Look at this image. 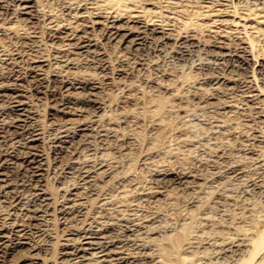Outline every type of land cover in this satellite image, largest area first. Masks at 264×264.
<instances>
[{
  "label": "bare ground",
  "instance_id": "obj_1",
  "mask_svg": "<svg viewBox=\"0 0 264 264\" xmlns=\"http://www.w3.org/2000/svg\"><path fill=\"white\" fill-rule=\"evenodd\" d=\"M95 1L93 2L95 3ZM106 1L112 4L111 8H117L112 11H103L100 10L101 8L90 5L93 3L91 0L58 1L61 2L64 12L69 17L66 24H61L51 19L48 20L46 14H43L39 9L38 0H0V37H6V30L10 27L8 25L10 19L7 20L9 15L14 17V23L18 21L24 26L46 19L48 23H45L49 25L47 27L49 32L45 36V41L54 54H57V60L54 63L59 66L51 71L50 59L44 58L38 53L29 52L33 50V46H30L26 41H29L31 36L28 33L29 36L22 37L25 43L20 46L22 50H19V46L7 51L0 49V67L4 71L0 75V103H5V106L0 108V206L3 207L0 211V264H5L8 260H11L12 264H33L35 258L40 259L36 262L37 264H185L191 260V254L197 252L196 249L199 248L201 242L195 238L186 237L179 230L173 234V230L158 228L157 216L139 214L142 211L140 208L129 207L130 204L126 205L124 200H122L123 203L121 201L114 202L115 200H112V196H109L111 194L107 193V190L98 194L97 181L103 182L106 177L112 174L111 164H107L108 162L106 163L104 159L99 160L97 157L96 159L92 157L79 159L80 140L79 142L75 141L78 136L84 137L83 139L86 140L89 133L96 129L98 122L93 118H97L98 113L104 109V103L97 97L99 86L93 79H76V77L74 79L68 75L69 71L80 62L83 64L94 62V66L100 70L102 75L112 74L118 79L120 75H127L129 70L113 67L108 62L109 59L107 60L105 57L104 51H101V45L108 42L121 49L137 51L145 46L150 39L152 41L156 39L162 45L171 40L173 32L171 33L172 29L166 28L168 22L166 25L163 22H156L155 19L158 15L155 16V14L156 18L153 19L154 16L149 13L153 12L152 14H154L161 7H169L184 20L189 21L193 18L203 20L198 25L203 28L204 32L206 31V35L213 38L210 43L204 42L197 36L196 26L193 27V23V26L191 24V27L184 29L183 34L179 33L181 35H178L177 46L174 47L176 53L181 56L201 47L206 48L211 54L212 61L204 64L216 73L208 78L209 92L201 95L196 92L194 97L197 98V102L199 100L212 104L215 100L217 102L220 89H239L242 92V94L239 93L242 96H239L242 97L244 105H247L242 106L245 110L249 109L252 112L250 119L257 124L264 122V19H259L264 18V0ZM230 2H235L233 14L228 9ZM148 5L153 9H158H149ZM188 7L198 10L189 12ZM216 7H220V9H216ZM165 8L163 9L165 10ZM204 9H208V11ZM188 21H183L184 25ZM235 26H241L243 29H238ZM246 28H250L251 32L242 31ZM94 33L98 34V38L94 37ZM241 33H248L253 41L258 39L262 42L259 46V48L261 47L258 50L259 54L251 53L246 45L247 42L241 37ZM16 36L12 37L16 40ZM257 44L253 42L252 50ZM89 56L92 57L91 60ZM200 60L202 59L200 58ZM100 72L98 73L100 74ZM99 82L101 81L99 80ZM28 92L33 96L36 95L37 99H41L39 96L41 94L46 96L49 101L46 119L60 117L61 120L66 121L64 126L57 129L54 136L48 138V141L46 140L48 142L47 151L44 146L45 130L43 129L45 128L38 124V115L33 108L28 107L29 102L25 99L29 98ZM229 92L228 94H230ZM190 97L192 98L193 95ZM224 101L226 102L221 103V108L227 110L230 108L231 110L234 104H230L227 102L228 100ZM241 110L243 111V109ZM98 131L103 132L104 129ZM107 133L101 134L107 135ZM252 137L253 140L260 141V134H255ZM245 143L248 144L249 141L248 143L245 141ZM261 145L263 144L261 143ZM250 150V153L256 154L254 149ZM233 165L236 164H231V166ZM242 167L233 166L230 169L232 172L241 174L243 173ZM72 173L76 174L77 181L70 187L67 186L68 188L65 190L60 186L63 189V198L58 201L50 198L48 196L50 193L47 192L45 185V177L53 174L56 176L55 179L59 180L58 178ZM153 176L164 185L171 183L186 185L189 179L194 177L188 171H175L165 166L156 169ZM253 182L255 183V181ZM258 189L260 190V188ZM160 193V189L155 192V194ZM91 200L93 203L97 201L99 204L95 207L97 209L109 207L111 216L100 215L99 211L94 208L93 211H90L96 205L95 203L93 206L91 204L92 207L89 206L88 202L92 203ZM118 200L121 199L118 198ZM125 210H132L135 217L132 219L123 218L122 212ZM54 219L60 225L61 234L60 236L56 235L60 239L54 242V245H59V249L55 259L51 260V256L48 257L49 255L45 254L51 251L49 247L53 242V236L47 232L45 226ZM254 230L248 234L249 237L251 236L249 239L252 241L254 239L252 258L264 248V231L261 232L262 230L257 229L254 233ZM141 235H145L144 240L147 239L148 242L146 240L145 243H142L137 238L138 236L140 238ZM256 236L258 238L255 240ZM236 238L212 243L216 259L234 257V259H238L239 264L245 261V257L251 251L249 243L247 239L240 241ZM165 239L170 241L172 239V246L173 244L178 245L174 249L177 253L174 257L165 252V247H163L165 249L162 248L161 245ZM42 254L43 256L39 257ZM87 255H91L93 258H87ZM87 259L90 260L86 261ZM91 260L94 263H91ZM246 264H250V261Z\"/></svg>",
  "mask_w": 264,
  "mask_h": 264
},
{
  "label": "rangeland",
  "instance_id": "obj_2",
  "mask_svg": "<svg viewBox=\"0 0 264 264\" xmlns=\"http://www.w3.org/2000/svg\"><path fill=\"white\" fill-rule=\"evenodd\" d=\"M54 1L38 0L39 9L43 14H46L48 20L51 19L56 23L66 24L69 21V17L64 12L61 2H58L60 0ZM91 1L93 2L94 0ZM105 1L96 0L95 3L93 2L90 5L99 9L101 8L100 10L103 11H112V9L115 10L117 8H111L110 5L112 4H109L107 1L106 4ZM229 5L228 9L233 14L235 2H230ZM147 7L153 9L150 5ZM163 8H154L153 10L158 9L157 12L149 14L153 16L155 14V16L158 15L157 18L150 16L153 19L156 18V22H163L164 25L168 22L166 28L168 30L172 29V39L165 42L166 44L163 43L162 45L156 39H153V41L150 39L145 45L146 47L143 46L137 51L121 49L115 44L108 42L101 45V51H104L105 57L107 60L109 59L108 62L113 67L125 68L130 73L128 72L125 76L120 75L119 79L111 73L112 76L109 74L102 75L100 70L94 66V62L92 64L80 62L74 69L72 68L69 71L68 75L74 79L75 77L76 79H93L99 86V95L97 94V97L104 103V109L98 113L97 118H93L97 119L98 122L94 130L95 132H90L86 140L80 136L75 138V141L79 142L80 140L81 145H79V159L91 157L96 159L97 157V159H104L106 163L108 162L107 164L114 166L110 165L112 167V174L109 177H106L103 182L97 181L96 189L98 194L107 190V193L110 192L111 195L109 196H112V200H115L114 202L121 201L123 203L122 200H124V203H127L126 205L130 204L129 207L140 208L142 211L139 214H153L157 216L159 220L157 222L158 228L173 230V234L179 230L186 237L195 238V240L201 242L200 249L197 248V252L195 250L196 253H194L195 255L191 254V260L185 264H239L238 259L236 260L234 257L216 259L214 254V243L227 241L236 237L240 241L241 239H247L249 250L253 251H249L247 257L244 259L245 261L241 264H246L248 261H250V264H264V248L258 251L254 255V258H252V254H254V239L252 241V239H249L251 236L249 237L248 235L254 229V233H256L257 229L262 230L261 232L264 231V122L257 124V122L250 119L252 118V112L249 109H244L243 106L247 105H244V101L240 97L242 96V92L239 89H220L221 92L218 94L219 98L217 102L215 100L212 104L200 102L199 100L197 102L194 94L198 92L201 95L209 92L208 78L216 74L212 69L204 65L208 61H212L211 54L206 48L201 47L185 56H181L176 53L174 47L176 48L177 46L176 39L184 33L187 27H191V24L193 26V23V27L196 26V34L201 40L210 43L213 38L206 35V31L204 32L203 28L198 25L203 20L196 18L189 21L184 20L182 16H177L174 10H171L169 7H166L165 10ZM188 9L189 12L198 10L194 7H188ZM216 9H220V7H216ZM159 10L163 11L159 12ZM206 10L208 11V9ZM11 16L9 15L7 19H10L8 24L10 27L6 25L9 27L6 30V37H0L1 51L13 50L18 48V46L19 50H22L20 46L25 44L22 37L24 36L25 38L31 35V39L29 37V41L26 40L30 46H33V50L29 52H32V54L38 53V55L50 59L52 64L51 71L59 67L54 63L57 60V54H54L45 41V36L49 32L47 28L49 26L47 25L48 20L44 19L35 24L24 26L18 21L14 23V17ZM150 16L149 18H151ZM181 19L184 22L188 21L190 24L184 25ZM195 19L198 21L197 23H195ZM259 19L263 20L264 18ZM235 27L243 29L241 26ZM88 28L91 30L90 27ZM247 30L251 32L250 28L242 31ZM180 32L181 34H179ZM12 34L17 35L16 40L12 37ZM96 34L94 33L95 38L98 36ZM240 35L247 42L246 45L249 47L251 53L259 54L258 50L261 48L259 46H261L262 42L258 39L253 41L248 33H241ZM253 42L258 43L254 50L251 47L253 46ZM200 58L205 61L200 60ZM202 63L203 65H201ZM2 70L0 67V75L4 73ZM225 73L227 74L228 72ZM199 86H203V88H199ZM210 92L212 91L210 90ZM225 93L227 94L225 95ZM27 94L29 98L25 99L29 102L28 107L33 108L38 115V124L45 128L43 129L46 133H44V146L47 151L48 142L46 140L48 141V138L54 136L57 129L64 126L66 121L61 120L60 117H57V119H46L49 110L47 109L49 101L46 96L41 94L39 95L41 99H37L36 95L33 96L29 92ZM192 95L193 99L190 97ZM220 95H222L221 98ZM219 99L220 101H218ZM224 100H228L227 102L234 104H232L233 108L231 110L230 108L228 110L221 108V105L226 102ZM4 104L1 102L0 108L5 106ZM247 110L250 112L249 114ZM247 118L248 120H246ZM245 121L248 124L250 122L253 123L248 125ZM99 128L104 129V131L99 132ZM101 133H107V135H102ZM255 134H260L261 142L252 139V136ZM108 138L109 140H107ZM245 141L247 143L249 141L250 144H246ZM250 149H254L258 157L256 154L250 153ZM231 164H236L233 165L234 167L243 166V173L237 174L232 172L230 168L233 166ZM164 166L175 171H188L193 174V179H195L190 178L186 185L174 183L164 185L153 176V172L156 169L163 168ZM55 177L53 174L45 177V185L47 186V192L50 193L48 196L58 201L63 198V189L65 190L72 183H75L77 176L75 173H72L58 178L59 180H56ZM157 188L160 189V194H155L156 190L158 191ZM93 197L95 198L96 196ZM118 198L121 200H118ZM91 202H88L89 206L91 204L93 206L95 203L96 205L91 206L90 211L96 210L97 208L95 207L99 206V204L97 201L93 203L91 200ZM105 208L97 209L99 211L98 214L111 216L109 207ZM2 209L3 207L0 206V211ZM122 215L123 218L129 219L135 217L132 210H125L122 212ZM47 226H45V229L53 236V242L49 247L51 251L49 250L50 252L45 255L51 256L50 258L53 260L57 256L56 253H58L59 249V245H54V242L60 239L58 236L61 234V228L56 219L48 223ZM246 233L248 236L245 235ZM143 236L141 235V239L139 236L137 238L142 243H145L147 239L144 240L146 236ZM257 236L255 240L258 238ZM214 240L216 241L214 242ZM171 241L165 239L161 246L162 248H166H163L166 250V253L174 257L177 254L174 249L178 245L173 244L172 246ZM250 255L251 257H249ZM42 256L43 254L39 255V257ZM89 257L93 258L91 255H87V258ZM251 258L252 260H250ZM89 260L87 259L86 261ZM37 261H40V259L35 258L33 264H37ZM91 261V263H94L93 260ZM5 264H12V261L8 260Z\"/></svg>",
  "mask_w": 264,
  "mask_h": 264
}]
</instances>
